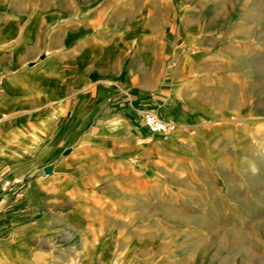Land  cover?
Masks as SVG:
<instances>
[{
  "label": "crops",
  "instance_id": "1",
  "mask_svg": "<svg viewBox=\"0 0 264 264\" xmlns=\"http://www.w3.org/2000/svg\"><path fill=\"white\" fill-rule=\"evenodd\" d=\"M251 62L264 64V0L0 3V264H105L91 228L118 239L138 192L161 202L149 224L174 222L180 202H195L186 193L216 175V121L251 95L235 78L264 79ZM146 111L175 129L149 133ZM54 236L70 247L43 250Z\"/></svg>",
  "mask_w": 264,
  "mask_h": 264
},
{
  "label": "rangeland",
  "instance_id": "2",
  "mask_svg": "<svg viewBox=\"0 0 264 264\" xmlns=\"http://www.w3.org/2000/svg\"><path fill=\"white\" fill-rule=\"evenodd\" d=\"M47 2L0 0L13 10L35 9ZM55 2L65 4V0ZM250 67L260 69L264 64L251 62ZM250 76L257 72L250 71ZM242 83L251 95H234L233 115L216 121L211 132L216 143L210 165L216 175L198 187L199 191L187 192L195 194V202L186 197L171 213L175 221L163 228L149 224V203L161 202L150 199L145 191L137 193L136 203H126L118 239L103 238L102 224L92 226L89 250L97 253L103 248L105 264H264V95L256 94L264 92V79L245 81L239 76L234 80L235 91ZM243 98L249 110L244 108ZM216 99L217 107H229V97ZM95 236L101 237L95 240ZM55 244L70 247L64 238L54 236L42 243V249L54 251ZM149 244L157 252L150 258ZM41 263L74 264L55 256H43Z\"/></svg>",
  "mask_w": 264,
  "mask_h": 264
},
{
  "label": "built area",
  "instance_id": "3",
  "mask_svg": "<svg viewBox=\"0 0 264 264\" xmlns=\"http://www.w3.org/2000/svg\"><path fill=\"white\" fill-rule=\"evenodd\" d=\"M142 125L149 133L164 134L175 129V124L156 115L152 111H146L142 117Z\"/></svg>",
  "mask_w": 264,
  "mask_h": 264
}]
</instances>
